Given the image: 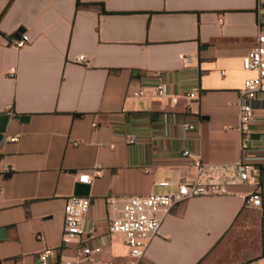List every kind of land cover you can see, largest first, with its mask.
Wrapping results in <instances>:
<instances>
[{"label": "crops", "instance_id": "crops-1", "mask_svg": "<svg viewBox=\"0 0 264 264\" xmlns=\"http://www.w3.org/2000/svg\"><path fill=\"white\" fill-rule=\"evenodd\" d=\"M10 1L0 0V264H38L47 248L53 264L77 261L79 244L63 243L74 196L92 199L96 260L125 264L129 249L108 231L112 203L195 180L185 151L212 177L231 168V194L174 208L140 264H264V212L245 199L264 196V97L249 152L239 129L240 93L256 76L242 60L264 35V0ZM20 29L30 42L18 49ZM160 84L164 97L135 96ZM185 122L197 131L183 135ZM242 159L255 167L248 182L234 173ZM84 173L92 184L78 183Z\"/></svg>", "mask_w": 264, "mask_h": 264}, {"label": "built area", "instance_id": "built-area-1", "mask_svg": "<svg viewBox=\"0 0 264 264\" xmlns=\"http://www.w3.org/2000/svg\"><path fill=\"white\" fill-rule=\"evenodd\" d=\"M260 11L264 10L263 3H259ZM30 42L28 34H22L20 39L13 38L11 44L18 49L27 46ZM76 63L88 65L89 61L86 55H79ZM246 71L256 73V76L246 80L240 93L239 100V119L240 132L242 137V151L249 152L252 148V137L250 125L254 119V105L264 97V35H260L253 48L245 55L242 60ZM161 79V75H156ZM165 86L158 85L154 89H143L135 94L136 97H164L166 96ZM189 99H199L197 91L188 95ZM177 102V98L173 99ZM183 135L189 132H195L198 125L192 122H185L181 126ZM12 141H18L17 138ZM134 143V139L129 140ZM184 155L194 160L197 169V178L193 181H181L176 185L173 193L152 194L149 196H134L126 199L122 205L112 203L117 217L109 223V235H120L126 247L129 249V260L125 264H140L152 247L155 240L160 237L162 228L166 219L172 215V211L177 206L200 197H219L230 195L229 171L231 168L223 167L217 169L220 172L218 177L207 175L208 166L205 165L198 155L185 151ZM264 163V155L260 157ZM236 177L248 182L251 180L255 167L246 159L240 160L234 166ZM211 170H216L212 169ZM93 177L84 173L78 176V183L90 185ZM161 187L169 188L171 183L168 181L160 182ZM246 205L249 208L259 209L264 212V196L256 192L246 198ZM92 207V199L86 197H70L66 200L65 206V225H64V244H79V257L77 261H63L57 264H81L82 261H88L91 264H111L101 263L96 260V256L103 251L96 237L90 235L85 230L87 216ZM56 257L54 248L45 249L38 259V264H53ZM256 264V263H248Z\"/></svg>", "mask_w": 264, "mask_h": 264}, {"label": "water", "instance_id": "water-1", "mask_svg": "<svg viewBox=\"0 0 264 264\" xmlns=\"http://www.w3.org/2000/svg\"><path fill=\"white\" fill-rule=\"evenodd\" d=\"M24 29H20L15 35H14V38L15 39H20L21 38V36H22V34H24ZM23 120H28V117H24L23 118ZM257 169L258 170H262V171H264V167L263 166H257Z\"/></svg>", "mask_w": 264, "mask_h": 264}, {"label": "trees", "instance_id": "trees-1", "mask_svg": "<svg viewBox=\"0 0 264 264\" xmlns=\"http://www.w3.org/2000/svg\"><path fill=\"white\" fill-rule=\"evenodd\" d=\"M14 0H11L10 1V4H9V6L11 5V3L13 2ZM81 6V3H80V0H78V8ZM9 8V7H8ZM8 8L5 10V12L3 13V15L7 12V10H8ZM14 38V36H12V37H10V39H13Z\"/></svg>", "mask_w": 264, "mask_h": 264}, {"label": "rangeland", "instance_id": "rangeland-1", "mask_svg": "<svg viewBox=\"0 0 264 264\" xmlns=\"http://www.w3.org/2000/svg\"><path fill=\"white\" fill-rule=\"evenodd\" d=\"M165 193H167V194H168V193H170V192H165Z\"/></svg>", "mask_w": 264, "mask_h": 264}]
</instances>
